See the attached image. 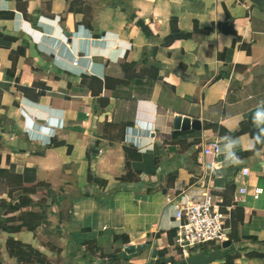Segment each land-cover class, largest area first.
<instances>
[{
    "label": "crops",
    "instance_id": "0c3cea01",
    "mask_svg": "<svg viewBox=\"0 0 264 264\" xmlns=\"http://www.w3.org/2000/svg\"><path fill=\"white\" fill-rule=\"evenodd\" d=\"M0 169L52 192L48 225L0 231L7 264L9 238L49 264H172L166 200L197 190L244 210L233 264H264V0H0Z\"/></svg>",
    "mask_w": 264,
    "mask_h": 264
},
{
    "label": "trees",
    "instance_id": "16d2710c",
    "mask_svg": "<svg viewBox=\"0 0 264 264\" xmlns=\"http://www.w3.org/2000/svg\"><path fill=\"white\" fill-rule=\"evenodd\" d=\"M140 25L147 31L143 23ZM179 35H171L165 40V43L173 42ZM25 95L30 96L34 89L22 88ZM41 93L34 97L37 98ZM252 124V121H249ZM247 132V127L244 126L240 131L231 133L232 137H237ZM128 158H138L139 155H134L131 148L126 147ZM251 153H246L249 155ZM92 176V173L90 174ZM5 177V181L0 186V231L15 234L23 231L24 229L29 232H36V230L43 226L48 225V208L49 205L45 199L35 201L33 196L37 195L40 191L46 190L48 197H51L52 192L48 186L43 183H37L36 172L34 170H26L24 174L11 173L7 170L0 169V178ZM3 180V179H2ZM3 186V187H2ZM7 198H2V195ZM39 210L36 211V210ZM244 222V210L240 207L235 212L231 213L229 225L231 227L230 240L235 241L238 239L239 224ZM126 244L130 243L129 239L125 241ZM6 252L11 259H15L17 264H49L48 259L40 251L34 249L31 245L24 244L13 238H9L5 243ZM214 251H222L219 245L204 246L197 253L209 254ZM87 253H85L86 255ZM226 264H233L236 257L229 253V249L223 251ZM177 260H173L176 263ZM0 264H7L2 257L0 249ZM156 264H167L159 260Z\"/></svg>",
    "mask_w": 264,
    "mask_h": 264
},
{
    "label": "built area",
    "instance_id": "2783aa9c",
    "mask_svg": "<svg viewBox=\"0 0 264 264\" xmlns=\"http://www.w3.org/2000/svg\"><path fill=\"white\" fill-rule=\"evenodd\" d=\"M155 134L153 130L151 135ZM203 156L217 158L222 152L220 140L201 145ZM204 169L205 162L203 164ZM211 170V169H210ZM242 175L248 176L249 169H242ZM241 194L248 193L247 188L240 190ZM199 190L180 193L168 197L166 204L173 210L174 248L181 259H186L204 246L219 245L230 240L231 209L223 206L220 197L212 192L198 196ZM264 194L262 187H256L253 192L255 200Z\"/></svg>",
    "mask_w": 264,
    "mask_h": 264
},
{
    "label": "water",
    "instance_id": "95a60500",
    "mask_svg": "<svg viewBox=\"0 0 264 264\" xmlns=\"http://www.w3.org/2000/svg\"><path fill=\"white\" fill-rule=\"evenodd\" d=\"M255 1L259 2V0H255ZM80 116L83 117L84 115L81 114ZM191 129L200 130L201 129L200 121L196 120V119L192 120L190 118H182L180 116H176L174 118V121H173L174 132H176V133L179 131L186 132V131H189ZM141 197L142 196H140V195L136 196L137 199H140ZM142 198H143V200L146 199L145 196H143ZM231 245H232V241L228 240V241L224 242L221 247L223 250H226V249L230 248ZM222 257H223L222 253L220 251L212 252L209 254L201 253V254H197V255H192L186 259H181L174 264H210L213 261H215L216 259H221Z\"/></svg>",
    "mask_w": 264,
    "mask_h": 264
},
{
    "label": "rangeland",
    "instance_id": "374dc122",
    "mask_svg": "<svg viewBox=\"0 0 264 264\" xmlns=\"http://www.w3.org/2000/svg\"><path fill=\"white\" fill-rule=\"evenodd\" d=\"M2 179H3V180H2ZM2 179L0 178V186L2 185V182H4V181H5V177H3ZM2 187H3V186H2ZM2 193H3V190H1V191H0V194H2ZM2 197H3V198H7V196H6V195H5V196H4V195H2Z\"/></svg>",
    "mask_w": 264,
    "mask_h": 264
}]
</instances>
